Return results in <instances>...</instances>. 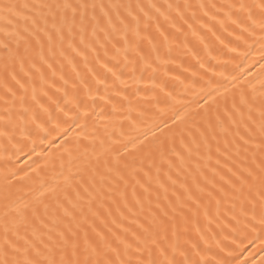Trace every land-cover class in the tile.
I'll return each mask as SVG.
<instances>
[{"label":"snow or ice","instance_id":"6c2138e0","mask_svg":"<svg viewBox=\"0 0 264 264\" xmlns=\"http://www.w3.org/2000/svg\"><path fill=\"white\" fill-rule=\"evenodd\" d=\"M189 33L238 74L139 135L86 131L100 71ZM0 158V264H264V0H0Z\"/></svg>","mask_w":264,"mask_h":264},{"label":"bare ground","instance_id":"6f19581e","mask_svg":"<svg viewBox=\"0 0 264 264\" xmlns=\"http://www.w3.org/2000/svg\"><path fill=\"white\" fill-rule=\"evenodd\" d=\"M163 3L164 0H154ZM177 2V0H170ZM191 3L210 2V0H189ZM225 2V0H217ZM234 26H230L231 30ZM187 31V30H186ZM203 31V30H202ZM239 30H237L238 32ZM206 36L204 43L193 37L190 33L187 41L183 36L171 45V52L166 47H161L160 59L155 56L151 66L137 65L135 73L129 68H117L119 79L100 71L103 82L92 84L91 95L82 90L80 93L81 112L87 113V119L81 123L87 124L86 131L91 134L93 129L103 132L105 129L114 133L115 138H126L136 136L147 131L154 123L171 116L174 109L182 107V103L191 100L193 94L201 87H208V82L216 86V82L222 80L219 73L225 75L238 74L234 63L223 67V61L229 59L232 54L228 53L223 45L218 43L210 33ZM225 43L232 37L217 30ZM204 44L208 47L205 48ZM254 59H258L254 54ZM204 67L201 68L200 64ZM252 63V60H249ZM253 73L258 71V64L252 68ZM253 79V77H249ZM256 86L258 82L254 80ZM76 131H80L77 129ZM5 159L0 158V176L5 170ZM9 165L16 166L24 164V157L19 161L13 158ZM31 163V161H29ZM251 251V249H250ZM247 255V253H245ZM258 260L259 255H255Z\"/></svg>","mask_w":264,"mask_h":264}]
</instances>
